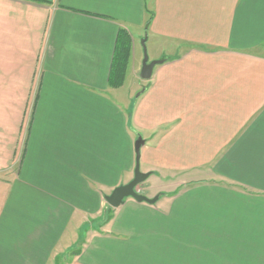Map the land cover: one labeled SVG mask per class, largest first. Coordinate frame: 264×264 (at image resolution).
<instances>
[{
  "label": "crops",
  "instance_id": "crops-1",
  "mask_svg": "<svg viewBox=\"0 0 264 264\" xmlns=\"http://www.w3.org/2000/svg\"><path fill=\"white\" fill-rule=\"evenodd\" d=\"M60 259L264 264V0H0V264Z\"/></svg>",
  "mask_w": 264,
  "mask_h": 264
},
{
  "label": "water",
  "instance_id": "water-1",
  "mask_svg": "<svg viewBox=\"0 0 264 264\" xmlns=\"http://www.w3.org/2000/svg\"><path fill=\"white\" fill-rule=\"evenodd\" d=\"M162 63L163 61L149 62V58L145 49L143 67L140 74L141 79L144 81H149L152 78V74L155 67ZM143 146L144 142L142 138L139 137L135 145L136 167L134 172V179L127 185L120 186L119 188L114 190L111 196H108L106 198V202L112 208H119L123 205L124 201L129 198H132L139 203H147L149 205H154L159 200V197H155L154 199H148L145 196L141 195L137 190V188L144 184L150 177V174L142 173L140 168L141 149Z\"/></svg>",
  "mask_w": 264,
  "mask_h": 264
},
{
  "label": "trees",
  "instance_id": "trees-1",
  "mask_svg": "<svg viewBox=\"0 0 264 264\" xmlns=\"http://www.w3.org/2000/svg\"><path fill=\"white\" fill-rule=\"evenodd\" d=\"M131 51L132 40L126 31L121 30L118 36L115 60L110 77V85L114 88H120L124 85Z\"/></svg>",
  "mask_w": 264,
  "mask_h": 264
},
{
  "label": "rangeland",
  "instance_id": "rangeland-1",
  "mask_svg": "<svg viewBox=\"0 0 264 264\" xmlns=\"http://www.w3.org/2000/svg\"><path fill=\"white\" fill-rule=\"evenodd\" d=\"M141 42H144V39H142L141 40ZM149 55V54H148ZM127 71H128V68H127ZM130 72V71H129ZM141 74V73H140ZM140 74H139V76H138V73H135V76H134V79H133V82H139V80L137 79V78H139L140 77ZM126 76H127V72H126ZM141 78V77H140ZM135 80V81H134ZM142 185L141 186H139L138 188H137V190H138V192L142 195V193H143V191H142ZM109 214H107V215H105L104 217V219H103V222L104 221H106L107 219H109ZM90 225V224H89ZM88 225V226H89ZM86 231H89V229L87 228V230ZM82 245L83 244H78V246H77V248L79 249V248H81L82 247ZM72 255H74V253L72 252ZM72 260H62V259H60V260H57L56 261V264H68V263H70Z\"/></svg>",
  "mask_w": 264,
  "mask_h": 264
}]
</instances>
